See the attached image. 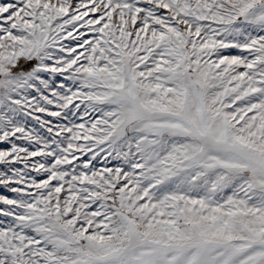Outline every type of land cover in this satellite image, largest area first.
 <instances>
[{
    "label": "snow or ice",
    "instance_id": "snow-or-ice-1",
    "mask_svg": "<svg viewBox=\"0 0 264 264\" xmlns=\"http://www.w3.org/2000/svg\"><path fill=\"white\" fill-rule=\"evenodd\" d=\"M0 264H264V0H0Z\"/></svg>",
    "mask_w": 264,
    "mask_h": 264
}]
</instances>
